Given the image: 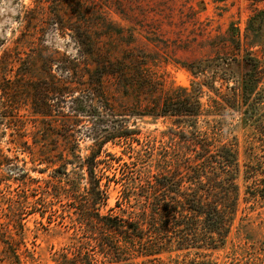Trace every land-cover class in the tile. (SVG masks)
<instances>
[{
    "label": "rangeland",
    "instance_id": "rangeland-1",
    "mask_svg": "<svg viewBox=\"0 0 264 264\" xmlns=\"http://www.w3.org/2000/svg\"><path fill=\"white\" fill-rule=\"evenodd\" d=\"M57 2L0 0V60L8 51L13 67L31 65L26 79L8 83L7 92L0 89V264H55L56 252L81 238L73 198L63 191L60 194V186L77 177L79 192H87V170L81 163L98 148L97 131L103 132V124L88 112L87 102H73L79 91H71L60 102L66 115L51 112L54 118L42 119L36 114L38 107L49 111L37 104L41 103L37 85L45 74L42 65L47 57L33 28L22 42V32H28L27 15H39L57 4L63 23L69 25L70 16L81 21L83 39L92 44L87 49L114 58L134 61L136 57L165 90L186 87L192 94L196 83H203L200 99L205 107L215 91L231 94L236 79L249 69L242 62L244 47L264 67V0ZM44 31L50 57L55 58L52 71L62 74L57 63L64 67L68 59L80 57L82 36L72 28L63 31L60 25ZM238 42L242 50L237 54ZM11 67L0 66V73L14 79L16 71ZM49 102L59 107L55 99ZM227 112L201 114L187 121L172 115H130L126 126L137 131L132 140L116 138L104 144L100 158L105 162L98 170L108 175L103 183L110 181L109 199L101 212L112 208L128 216L137 214L146 202L140 184L158 172L162 142L169 140L172 131L203 133L215 118L221 121L223 133L238 143L240 198L226 243L201 253L164 252L161 259L152 261L138 256L132 264H264V76L246 95L243 110L229 108ZM69 128L72 135L67 134ZM183 175L188 176L186 170ZM183 183L184 188L197 187L187 177ZM125 185L130 191H124ZM96 257L98 264H110L102 253Z\"/></svg>",
    "mask_w": 264,
    "mask_h": 264
},
{
    "label": "trees",
    "instance_id": "trees-1",
    "mask_svg": "<svg viewBox=\"0 0 264 264\" xmlns=\"http://www.w3.org/2000/svg\"><path fill=\"white\" fill-rule=\"evenodd\" d=\"M53 1L58 3V0ZM54 4L50 5V10L42 7L44 11L39 15H27L28 32H22V42H25L33 28L43 47L42 55L47 57L42 65L45 74L39 77L37 85L41 96V103L37 104L40 108L49 107V111L38 107L35 112L42 119L53 117L55 114L51 112L66 115L60 102L66 101L71 91L73 94L79 91L73 102H87L90 108L88 112L99 124H103V132L97 131L95 138L98 148H93L81 163L87 170V192H79L77 177L70 178L66 186H60V194L63 191L73 198L71 206L75 208L83 235L56 252L55 264H98L97 252L108 257L110 264H132L131 260L138 256L152 261L161 259L160 255L164 252L186 250L187 255L193 250L201 253L202 249H215L224 245L238 208L241 168L238 143L223 133L220 120L214 118L213 124H207L203 133L197 130L172 131L169 140L162 142L164 146L157 163L158 172L140 184L147 200L137 214L132 212L126 216L112 212V208L107 213L101 212V206L106 205L109 199L110 178L106 183L102 182L103 177L108 175L98 170L99 165L105 162L100 155L104 144L110 140H132L137 131L126 126L130 115H172L178 120L187 121L201 114H227L229 108L243 110L246 95L264 76L261 62L244 47L242 62L249 69L236 79L231 94L217 90L209 96L208 107H205L200 99L204 92L203 83H196L192 94L186 87L165 90L136 57L134 61L125 57L114 58L87 49L86 45L92 44L83 39L86 34H82L81 21H73V16H70L69 25L63 23L64 14ZM82 12L79 11L78 15ZM59 25L63 31L68 28L78 31L77 36H82L79 42L84 45L80 57L68 59L69 63L64 67L57 63L64 73L55 74L52 71L55 58L50 57L52 52L45 44L44 29ZM241 50V43L238 42L237 54ZM237 54H234L235 58ZM10 64L12 71H16L14 79L7 77L6 72L0 73V89L5 92L8 83L26 79L31 66L28 62L13 67L14 61L7 51L0 60V66L7 68ZM51 98L59 103V107L49 102ZM78 109L73 107L74 111ZM106 121L111 125L104 123ZM70 130L67 134L72 135ZM185 170L188 176L183 175ZM123 175H126L125 170ZM185 177L197 187L189 185L184 188ZM124 187H127L124 188L125 192L130 191L127 185ZM172 233L174 239L171 238Z\"/></svg>",
    "mask_w": 264,
    "mask_h": 264
}]
</instances>
